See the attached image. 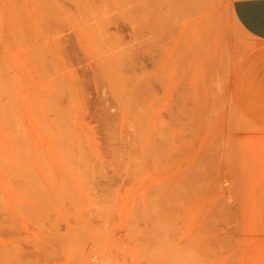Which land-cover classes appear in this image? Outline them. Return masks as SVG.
<instances>
[{
  "label": "rangeland",
  "instance_id": "374dc122",
  "mask_svg": "<svg viewBox=\"0 0 264 264\" xmlns=\"http://www.w3.org/2000/svg\"><path fill=\"white\" fill-rule=\"evenodd\" d=\"M231 3L0 0V264H264Z\"/></svg>",
  "mask_w": 264,
  "mask_h": 264
},
{
  "label": "crops",
  "instance_id": "0c3cea01",
  "mask_svg": "<svg viewBox=\"0 0 264 264\" xmlns=\"http://www.w3.org/2000/svg\"><path fill=\"white\" fill-rule=\"evenodd\" d=\"M231 14L242 31L257 43L248 62L249 66L258 62L259 73L264 76V0H232Z\"/></svg>",
  "mask_w": 264,
  "mask_h": 264
}]
</instances>
